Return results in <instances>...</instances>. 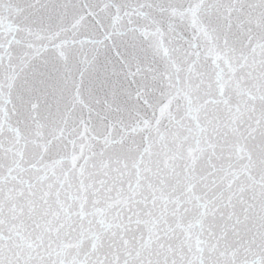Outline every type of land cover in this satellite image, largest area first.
Returning <instances> with one entry per match:
<instances>
[{
    "label": "snow or ice",
    "instance_id": "obj_1",
    "mask_svg": "<svg viewBox=\"0 0 264 264\" xmlns=\"http://www.w3.org/2000/svg\"><path fill=\"white\" fill-rule=\"evenodd\" d=\"M0 264H264V0H0Z\"/></svg>",
    "mask_w": 264,
    "mask_h": 264
}]
</instances>
